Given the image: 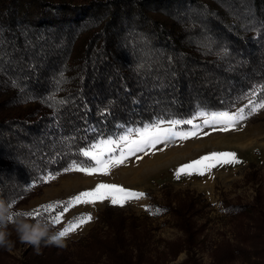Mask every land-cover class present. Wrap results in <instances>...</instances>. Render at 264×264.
<instances>
[{
  "label": "trees",
  "instance_id": "trees-1",
  "mask_svg": "<svg viewBox=\"0 0 264 264\" xmlns=\"http://www.w3.org/2000/svg\"><path fill=\"white\" fill-rule=\"evenodd\" d=\"M248 99L264 100V0H0V199L20 210L99 138ZM106 223L20 264H141ZM180 227L173 256L195 239Z\"/></svg>",
  "mask_w": 264,
  "mask_h": 264
},
{
  "label": "rangeland",
  "instance_id": "rangeland-1",
  "mask_svg": "<svg viewBox=\"0 0 264 264\" xmlns=\"http://www.w3.org/2000/svg\"><path fill=\"white\" fill-rule=\"evenodd\" d=\"M250 101L253 105L264 102L248 99L228 110L205 112H236ZM199 112L185 119H160L141 126H130L116 136H109L115 139L129 129L143 128L159 121L164 122L162 127H170L169 121L193 120L194 117V124L201 126L200 133L194 137L186 140L173 137L143 153L129 156L123 165L111 169L108 175H92L91 180L86 182H75L77 177H88L78 171L49 173L56 175V178L45 182L44 177L49 175L46 174L41 183L33 185L35 193L18 208L25 212L39 210L55 231L64 230L79 217L91 215L89 222L66 236L67 246L64 249L67 250L75 251L77 242L92 229L105 228L106 222L112 221L124 225L123 232L127 239L136 237V243L128 248L131 255H135L136 249L140 248L141 264H264V109L249 116L237 128L223 131L229 132L223 139L221 136L204 137L207 135L203 133L213 129L212 126L203 125L205 118L199 117ZM192 127L180 124L175 130L188 131ZM243 132L244 137L240 138L239 144L230 138L232 133ZM137 135L133 132L132 138ZM216 138L219 141H214ZM100 139L103 138L96 141ZM178 144H184L180 147L184 149L180 150ZM176 146L178 150L174 149L172 154L165 156L166 149ZM214 152L235 153L240 163L217 164L203 175L194 173L177 177L176 172L182 165ZM154 154L159 155L153 161L159 160L151 164L147 161L141 166L140 173L132 172L129 168L134 159L145 157L146 160ZM100 183L119 185L143 195L127 200L123 206L113 205L110 199L94 204H76L63 212L59 223L52 222V217L59 215L64 205L50 212L45 211L44 206L57 201L67 202ZM105 208L113 210L103 213ZM98 214H101L100 217ZM102 219L106 222L102 223ZM182 220L183 224L194 228L195 239L190 248L181 245L173 256L171 244L181 243L187 237L180 227ZM9 232L14 247L11 251L0 248V264H20L27 253L36 250L17 240L12 227ZM137 244L139 247L135 249Z\"/></svg>",
  "mask_w": 264,
  "mask_h": 264
},
{
  "label": "snow or ice",
  "instance_id": "snow-or-ice-1",
  "mask_svg": "<svg viewBox=\"0 0 264 264\" xmlns=\"http://www.w3.org/2000/svg\"><path fill=\"white\" fill-rule=\"evenodd\" d=\"M260 109H264V102H258L253 105L250 101L248 105L240 108L236 112H205L200 111L197 115L204 117L203 125L212 126L213 131H229L235 129L249 116L254 115ZM195 117L193 118V120ZM193 120H173L169 121L170 127H162L164 122L159 121L150 125H145L143 128L129 129L125 134L113 139L103 138L100 139L86 148L80 149L79 154L85 159L72 163L64 169L67 171H78L85 175L92 176L96 174L108 175L111 169L123 165L129 156H133L136 153H143L149 148H154L156 145L161 144L173 137H179L180 139H189L200 133L201 126L194 124ZM187 124L192 125V129L188 131H176L177 125ZM135 132L136 138H132V133ZM207 135L208 133H203ZM240 163L236 158L235 153L221 152L210 153L206 156H202L197 160L191 161L188 164L182 165L177 170L176 175H192L194 173L203 175L205 171L210 170L217 164H230ZM56 175L49 174L44 177V181L54 180ZM119 193L120 195H115ZM143 193H137L131 190H126L122 186L115 184H97L94 189L86 190L78 193L76 196L70 198L67 202L57 201L54 204L44 206L45 211H52L54 208L59 210L61 205H64L63 210L59 212V215L52 217L53 223H59L63 217V212L69 208L74 207L76 204H94L97 201H104L110 199L113 205H121L129 199L138 198ZM15 201H13L14 203ZM33 218H39L42 213L39 210L30 212ZM92 219L91 215L82 216L70 223L67 228L61 231V235L67 236L70 232L77 230L81 225L89 222Z\"/></svg>",
  "mask_w": 264,
  "mask_h": 264
},
{
  "label": "clouds",
  "instance_id": "clouds-1",
  "mask_svg": "<svg viewBox=\"0 0 264 264\" xmlns=\"http://www.w3.org/2000/svg\"><path fill=\"white\" fill-rule=\"evenodd\" d=\"M11 226L23 244L32 246L39 252L41 245L65 248L67 246L66 236L61 235V231H54V226L47 217L33 220L30 212L17 210L11 201L0 199V248L11 251L14 242L10 239Z\"/></svg>",
  "mask_w": 264,
  "mask_h": 264
},
{
  "label": "bare ground",
  "instance_id": "bare-ground-1",
  "mask_svg": "<svg viewBox=\"0 0 264 264\" xmlns=\"http://www.w3.org/2000/svg\"><path fill=\"white\" fill-rule=\"evenodd\" d=\"M228 133L229 132H223V131H209V133L207 134V136H204V137H209V138H211V137H213V136H221L220 138L221 139H223V138H225V137H227V136H225V135H228ZM231 133V132H230ZM239 133V132H238ZM203 137V138H204ZM244 137V132H243V134L241 133V134H234V133H232L231 134V136H230V138H232L233 140H235L234 142H238V144H239V140H241L240 138H243ZM197 140V139H196ZM231 140V139H230ZM175 141V140H174ZM214 141H219V138H216V139H214ZM166 144V143H165ZM187 144V143H186ZM198 144H199V142H198ZM167 145V144H166ZM179 145V148L181 147V146H183L184 144H178ZM188 145H190V143L188 144ZM241 145V144H240ZM161 146V145H160ZM179 148H177V146L176 147H171V148H168V149H166L165 150V152H167V154H165V156H169L170 154H172V151L174 150V149H176V150H178ZM184 148H180V150H183ZM159 154H154L153 156H151V158L149 159V158H147L146 160H145V157L144 158H142V159H140L139 160V158H137V159H134V161H132L131 162V165H130V169H131V171L132 172H135V173H140L139 171H141L142 170V168H141V166H143V165H145V163L148 161V163H152V161H153V159L155 158V156H158ZM159 160V158H157V159H155V161H153V163H156L157 161ZM148 165V164H147ZM82 174V173H81ZM79 176V175H78ZM117 176V175H116ZM91 177L92 176H88V177H77L78 179H75V182H86L87 180H91ZM89 182V181H88Z\"/></svg>",
  "mask_w": 264,
  "mask_h": 264
}]
</instances>
